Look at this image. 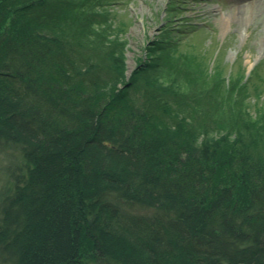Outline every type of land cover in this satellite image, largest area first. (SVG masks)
<instances>
[{"label": "trees", "instance_id": "obj_1", "mask_svg": "<svg viewBox=\"0 0 264 264\" xmlns=\"http://www.w3.org/2000/svg\"><path fill=\"white\" fill-rule=\"evenodd\" d=\"M89 19L75 0H0V145L25 170L0 204V258L264 264V126L189 58L126 79Z\"/></svg>", "mask_w": 264, "mask_h": 264}, {"label": "rangeland", "instance_id": "obj_2", "mask_svg": "<svg viewBox=\"0 0 264 264\" xmlns=\"http://www.w3.org/2000/svg\"><path fill=\"white\" fill-rule=\"evenodd\" d=\"M75 1L90 18L95 40L109 50L116 46L122 52L119 54L126 79L139 63L148 70L161 56L179 61L189 58V64L199 76L198 85L211 76L216 94L223 91L221 96L215 95L217 99L230 98L246 118L264 126L263 3L259 5L258 0ZM170 1L178 3L174 11L168 7ZM245 14L253 16L248 25L241 20ZM167 40L176 42L173 50L166 48ZM141 75L127 91L130 99L135 100L143 93L139 92L141 83L151 76L149 72L144 77ZM222 134L216 131L209 136L220 138ZM24 171L18 151L0 145V204L14 186L15 176L20 177ZM132 209L135 213L145 212ZM0 264L11 263L0 258Z\"/></svg>", "mask_w": 264, "mask_h": 264}, {"label": "bare ground", "instance_id": "obj_3", "mask_svg": "<svg viewBox=\"0 0 264 264\" xmlns=\"http://www.w3.org/2000/svg\"><path fill=\"white\" fill-rule=\"evenodd\" d=\"M259 2H258V4L259 5H261L262 3L264 4V0H258ZM250 7V6H249ZM264 7V6H263ZM246 16H244V15H242L241 16V20L244 22V25L245 24H249L250 23V21H252V19H253V16H250V15H248V14H245ZM255 16H256V14H255Z\"/></svg>", "mask_w": 264, "mask_h": 264}]
</instances>
